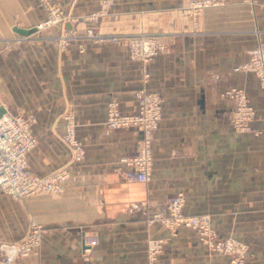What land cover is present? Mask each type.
Masks as SVG:
<instances>
[{"label": "crops", "instance_id": "0c3cea01", "mask_svg": "<svg viewBox=\"0 0 264 264\" xmlns=\"http://www.w3.org/2000/svg\"><path fill=\"white\" fill-rule=\"evenodd\" d=\"M53 1L79 17L99 2ZM188 1L117 0L97 28L122 35L119 42L85 38L80 20L67 24L77 35L62 47L64 30L38 28L46 17L40 0H0V97L9 111L31 119L38 141L29 168L46 175L67 165L70 173L61 195L39 190L19 202L0 191V244L24 237L29 222L42 232L28 256L6 262L0 250V264H147L149 238L165 241L158 264L228 262L192 227L173 233L149 223L153 213L168 214L179 193L185 214H210L219 236L244 245L245 264H264V89L255 74L235 70L264 43V0H220L204 11L198 29L183 11ZM140 33L158 34L170 47L149 64L146 86L163 95L164 106L146 182L119 169L141 132L106 128L110 100L136 110L144 68L130 57L128 37ZM231 85L257 107L252 132L231 123L232 105L223 96ZM69 116L86 150L82 161L63 138Z\"/></svg>", "mask_w": 264, "mask_h": 264}, {"label": "built area", "instance_id": "2783aa9c", "mask_svg": "<svg viewBox=\"0 0 264 264\" xmlns=\"http://www.w3.org/2000/svg\"><path fill=\"white\" fill-rule=\"evenodd\" d=\"M42 3L47 10L52 6L50 0H42ZM55 12L54 10L53 16L45 19L43 25H52L59 21V18L54 16ZM90 32L93 33L92 30ZM118 40L119 37L117 36L108 37V41L116 42ZM134 42L139 44L138 39ZM144 45L142 59L146 62L158 53L159 47H161V51L165 50L159 39L150 38L144 42ZM254 53L257 66L260 67L258 70L263 75L264 49L262 47L257 48ZM238 91L239 110L238 112L235 111L234 114V127L241 131H249L251 130L250 119L254 116L255 110L247 102L246 94L241 90ZM230 94L233 95L234 93ZM135 98L137 107L134 111L123 110L116 99L108 102L106 128L108 131L134 128L141 132L142 136L136 152L131 155H121L119 169L126 168L125 174L129 180L146 182L150 179L153 167V142L163 118L164 99L161 94L146 88L136 91ZM2 108L6 110L0 116V191L17 200L31 197L39 190L53 194L64 192V183L69 176L68 168L62 167L46 175L33 172L29 168L28 156L36 147L38 140L31 130V122L26 116L9 111L0 97V109ZM69 120L66 141L74 151L75 161H81L85 157V148L77 137L76 125L72 117H69ZM183 204L184 195L180 193L169 204L173 217H164L161 214H157L156 217L172 228H177L185 223L189 224L201 235L204 244L213 252L226 254L235 251L231 240L220 237L213 229L209 214L186 217L181 213ZM33 228V232L22 240L1 245L2 250L7 255V262L13 261L17 256L30 255L40 245L42 240L41 227L34 224ZM86 244L89 245L87 242ZM161 248V241L151 240L149 242L150 261L158 260L157 253ZM231 264H244V260L237 257L231 261Z\"/></svg>", "mask_w": 264, "mask_h": 264}, {"label": "rangeland", "instance_id": "374dc122", "mask_svg": "<svg viewBox=\"0 0 264 264\" xmlns=\"http://www.w3.org/2000/svg\"><path fill=\"white\" fill-rule=\"evenodd\" d=\"M50 1L52 3V6L50 7L51 11H50V9L47 10L45 8V6L43 5L42 0H40L41 4H42V6H43V8H44V10L46 12V17L41 21V23H40V25H39L38 28L40 29V28H44V27L55 26V27L61 28V31L64 30L65 33L64 34L62 33L60 35V37H59V39H60V45L62 47H66L67 45H69L70 42H71V40H72V38H74L77 35V29L76 28L75 29L72 28L71 30L67 31L68 30L67 24H69V23L74 24V23L79 22L80 20L85 21L87 23L85 38H87L89 40L101 42L103 44H111V43H117V42H119L123 38L122 35H120V34L102 33V32H99V30L97 28L98 25L100 24L101 20L104 17H106L107 15H109V13L111 12V10L114 7V5L117 2V0H99L98 6L94 10H92L87 15H84V16H81V17L73 15L70 10H66L59 3H57V2H55L53 0H50ZM200 3H201V6H200ZM205 3H207V5H205ZM220 5H221V1L220 0H189L188 3L183 7V11L192 19L195 28L198 29L202 25V17H203L204 11L206 9L210 8V7H215V6L217 7V6H220ZM54 10L56 11L54 13V16L55 17H58L59 18V21L56 22V23H53L52 25H46V26L43 25V23H44V21H45L46 18H48L49 16H53V11ZM91 30L93 31V33L90 32ZM110 36H117V37H119V40L116 41V42L108 41V37H110ZM150 38L159 39L162 42V44L164 45L165 50L161 51V47H159L158 53L152 59H150L148 62H146V61H144L142 59V51H143L144 42L147 41V40H149ZM136 39L139 40V44L138 45L135 44V42H134ZM128 42H129V54H130V57L133 60L140 61L143 64V68H144L143 76H144L145 84L142 87H139L136 91H138L141 88H146L148 90H151V89H149L146 86V84L148 83V81L151 78V73L149 71V64L155 58H157L158 56L167 54L169 52V50H170V47L161 38V36L158 35V34L140 33V34L131 35L130 37H128ZM260 47H262L264 49V43L263 42H259L258 45H256L251 50L249 61L247 63L243 64V65H240L238 67H235V70H238V71L240 70V71H244V72H247V73H253V74H255L257 76V78H258V80H259L262 88L264 89V74L262 75V73H260V71L258 70L260 67L257 66L256 59H255L256 58V55L254 53V51L257 48H260ZM134 53H135V55H134ZM263 62H264V59H263ZM238 90H241V91H243L246 94V96H247V102L250 105H252L253 109L255 110L254 116L251 117V119H250L251 130H249V131H241V130H238V129H236L234 127V116H235L234 114H235V111L238 112V110H239V106H238V103H237V97H238V92H239ZM151 91H154V90H151ZM154 92H157V93L161 94L158 91H154ZM230 93H234V94L231 95ZM135 95H136V92H135ZM223 96L231 102L232 110H231V114H230V117H231L230 120H231V123H232L233 127L235 128V130L238 131V132H252L253 131V122H254V120L256 118V115H257V107L254 104V102L251 99V97L248 94V92L245 89L241 88V87H238V86H235V85H231V86H229L226 89V91L223 92ZM162 97H163V95H162ZM163 99H164V97H163ZM26 117L31 122L30 117L29 116H26ZM69 117H71V116H69ZM72 120H73V117H72ZM73 122H74V120H73ZM66 132H67V130H66ZM76 134H77V131H76ZM77 137H78V135H77ZM63 138H64V141L69 145V143L66 141V133L64 134V137ZM82 144H83V142H82ZM69 147H70V149L72 151L73 159L75 160V158H74L75 157L74 156V151H73V149H72V147L70 145H69ZM85 155H86V150H85ZM62 167L68 168L67 165H64V166L58 167L55 170H59ZM68 170H69V168H68ZM69 176H70V173H69ZM69 176H68V178H69ZM68 178H67V180H68ZM66 181L64 183V192H65V184H66ZM64 192H62L61 194H63ZM61 194H55V195H61ZM174 197H172L170 199L169 204H170V202L172 201V199ZM26 199L27 198L22 199V200H18V201L19 202H25ZM185 202H186V198L184 196V204H183V207L181 208V213L184 216H186V217L187 216L188 217L193 216V215H187V214L184 213L183 208H184ZM168 209L170 210L169 206H168ZM157 214H161L164 217H169V218H172L173 217V214H172L171 210H170V212L168 214L153 213L151 215V217L149 218V223H155V222L161 223V224L165 225L166 227H168L171 230V232H173V233H175L178 230V228L181 226L180 225L177 228H172L171 226L163 223V221L160 220L158 217H156ZM197 215H201V214H197ZM210 217H211V215H210ZM211 224H212V218H211ZM33 225H34V223L29 222V225H28V228L26 230V234L24 235V237H26L28 234H31V232H33V229H34L33 228ZM182 225H187L189 227H192V226H190L187 223L182 224ZM24 237H22L19 240L2 242L0 244V250L3 251L2 248H1V245H3V244H11V243L20 241ZM220 237H222V236H220ZM200 238L202 240L201 235H200ZM224 238L231 240V242L233 244V247H234V250H235V251H232L231 253H226V254L225 253H221V254H225V255H227L229 257V261L226 262L225 264H231V261L234 258H237V257H241L244 260V264H245V259H244L245 247H244V245H242V243L237 238H235V237H224ZM151 240H158V241H161L162 242V248L157 253L158 254V260H154V261H150L149 260V253H150L149 242ZM202 242H203V240H202ZM164 243H165V241L163 239H161V238H149L147 240V264H158L159 263V259H160L161 253L164 250ZM203 244H204V242H203ZM3 254H4V257H5V261L7 262V260H6L7 259V255H6V253L4 251H3ZM212 264H214V263H212Z\"/></svg>", "mask_w": 264, "mask_h": 264}, {"label": "water", "instance_id": "95a60500", "mask_svg": "<svg viewBox=\"0 0 264 264\" xmlns=\"http://www.w3.org/2000/svg\"><path fill=\"white\" fill-rule=\"evenodd\" d=\"M5 108L0 109V116L5 112Z\"/></svg>", "mask_w": 264, "mask_h": 264}]
</instances>
